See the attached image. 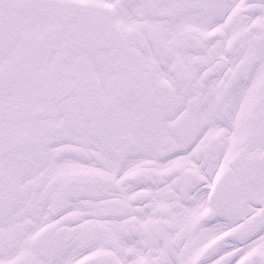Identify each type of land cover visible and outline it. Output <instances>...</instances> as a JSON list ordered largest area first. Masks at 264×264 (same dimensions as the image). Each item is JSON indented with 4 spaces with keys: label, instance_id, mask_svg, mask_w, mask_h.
I'll return each mask as SVG.
<instances>
[{
    "label": "snow or ice",
    "instance_id": "1",
    "mask_svg": "<svg viewBox=\"0 0 264 264\" xmlns=\"http://www.w3.org/2000/svg\"><path fill=\"white\" fill-rule=\"evenodd\" d=\"M0 264H264V0H0Z\"/></svg>",
    "mask_w": 264,
    "mask_h": 264
}]
</instances>
